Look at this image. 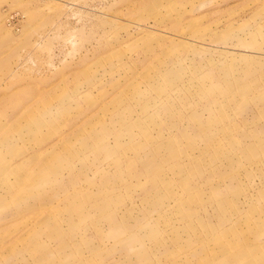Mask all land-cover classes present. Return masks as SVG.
<instances>
[{
  "label": "rangeland",
  "instance_id": "obj_1",
  "mask_svg": "<svg viewBox=\"0 0 264 264\" xmlns=\"http://www.w3.org/2000/svg\"><path fill=\"white\" fill-rule=\"evenodd\" d=\"M0 264H264V0H0Z\"/></svg>",
  "mask_w": 264,
  "mask_h": 264
}]
</instances>
